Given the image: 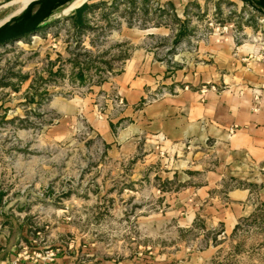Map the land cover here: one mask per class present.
I'll list each match as a JSON object with an SVG mask.
<instances>
[{"label":"rangeland","instance_id":"1","mask_svg":"<svg viewBox=\"0 0 264 264\" xmlns=\"http://www.w3.org/2000/svg\"><path fill=\"white\" fill-rule=\"evenodd\" d=\"M30 2L0 0V21ZM173 13L161 0H84L0 44L1 207L44 238L67 224L71 231L58 242L83 241L93 258H126L148 241L144 245L155 255L184 260L193 253L197 264H264L260 196L249 200L233 224L200 216L187 229L153 218L151 231L143 230L142 218L121 209L127 201L112 200L179 193V183L156 175L144 183L142 169L134 180L130 160L112 166L94 133L95 120L118 109L112 94L96 87L129 53L143 47L145 38L164 46L167 26L176 37L180 29L203 38L226 24L235 33L252 32L264 48V16L242 0H200L193 24ZM158 205L150 202L152 210Z\"/></svg>","mask_w":264,"mask_h":264},{"label":"crops","instance_id":"2","mask_svg":"<svg viewBox=\"0 0 264 264\" xmlns=\"http://www.w3.org/2000/svg\"><path fill=\"white\" fill-rule=\"evenodd\" d=\"M161 3L181 23L190 18L193 24L200 7V0ZM228 27L200 38L180 29L176 37L167 26L164 46L145 38L96 87L118 103L95 120L94 133L111 165L127 159L134 180L142 169L144 183L152 175L179 183L176 196H111L128 202L121 209L142 218L144 231L152 230L153 218L187 229L200 216L233 224L253 196L264 201V48L247 29L235 33ZM151 201L158 202L157 210ZM134 202L142 203L140 209L132 211ZM54 229L45 238L35 235L1 207L0 195V264H197L193 253L184 260L155 255L144 245L148 241L126 258H93L83 241L58 242L71 231L67 224ZM47 248L58 250L52 261L22 255Z\"/></svg>","mask_w":264,"mask_h":264},{"label":"water","instance_id":"3","mask_svg":"<svg viewBox=\"0 0 264 264\" xmlns=\"http://www.w3.org/2000/svg\"><path fill=\"white\" fill-rule=\"evenodd\" d=\"M74 0H33L25 8L13 12L0 21V44L17 39L48 19L57 10L63 11ZM264 16V0H242Z\"/></svg>","mask_w":264,"mask_h":264},{"label":"built area","instance_id":"4","mask_svg":"<svg viewBox=\"0 0 264 264\" xmlns=\"http://www.w3.org/2000/svg\"><path fill=\"white\" fill-rule=\"evenodd\" d=\"M215 30L217 32L219 31V33H226L229 30V28L225 24L222 26H217ZM34 242L35 241H33V243ZM57 251L58 250L54 249V248H47V249H44L42 251L32 250V252L30 254L28 252L24 251L22 255L25 257L43 258L47 261H52L55 258Z\"/></svg>","mask_w":264,"mask_h":264},{"label":"bare ground","instance_id":"5","mask_svg":"<svg viewBox=\"0 0 264 264\" xmlns=\"http://www.w3.org/2000/svg\"><path fill=\"white\" fill-rule=\"evenodd\" d=\"M20 1H23V2L29 1L30 2L32 0H20ZM82 1H84V0H74L64 11H66V10H68L70 8H73V7H77Z\"/></svg>","mask_w":264,"mask_h":264},{"label":"trees","instance_id":"6","mask_svg":"<svg viewBox=\"0 0 264 264\" xmlns=\"http://www.w3.org/2000/svg\"><path fill=\"white\" fill-rule=\"evenodd\" d=\"M80 10H81V8H78V9H77V12H79Z\"/></svg>","mask_w":264,"mask_h":264}]
</instances>
